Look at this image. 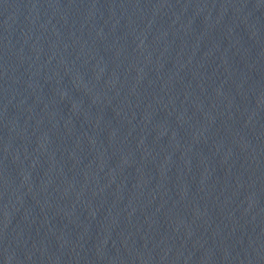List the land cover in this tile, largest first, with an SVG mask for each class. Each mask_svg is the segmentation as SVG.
<instances>
[{
  "label": "water",
  "instance_id": "water-1",
  "mask_svg": "<svg viewBox=\"0 0 264 264\" xmlns=\"http://www.w3.org/2000/svg\"><path fill=\"white\" fill-rule=\"evenodd\" d=\"M0 264H264V0H0Z\"/></svg>",
  "mask_w": 264,
  "mask_h": 264
}]
</instances>
